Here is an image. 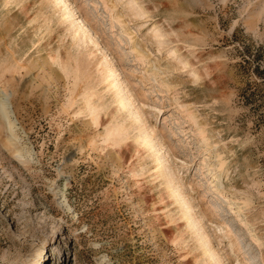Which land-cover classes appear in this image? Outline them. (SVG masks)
<instances>
[{"label": "rangeland", "instance_id": "obj_1", "mask_svg": "<svg viewBox=\"0 0 264 264\" xmlns=\"http://www.w3.org/2000/svg\"><path fill=\"white\" fill-rule=\"evenodd\" d=\"M0 90V264H264V0H0Z\"/></svg>", "mask_w": 264, "mask_h": 264}, {"label": "bare ground", "instance_id": "obj_2", "mask_svg": "<svg viewBox=\"0 0 264 264\" xmlns=\"http://www.w3.org/2000/svg\"><path fill=\"white\" fill-rule=\"evenodd\" d=\"M56 1L61 2V0H56ZM64 17H65V19H68L71 16L68 13V15H66V16L64 15ZM81 30H82L81 24L78 23L76 29L74 30V34L79 36V34L81 33ZM118 104L122 105L123 109L126 107L125 102H124L123 99H119L118 100ZM0 109H1V112H2V117L4 118V122L6 123V126L8 127V131L11 133V135L15 139H18V135H19L18 133H19L21 127L18 126L17 119L15 118L13 113L10 111V105H9V102H8V97L1 90H0ZM133 118H134L133 121L135 122L136 118L134 116H133ZM144 138L145 139H142L143 142H145L147 140L145 136H144ZM7 142L5 144L10 147L12 141H11V143L10 142L7 143ZM145 145L148 146L149 144H145ZM13 151L17 152V151H20V150L18 149V150H13ZM17 158H21V156H17ZM24 162L26 163V161H24ZM156 172H157V175L158 174L162 175V163H161L160 159H158V166H157ZM167 180H168V177H167Z\"/></svg>", "mask_w": 264, "mask_h": 264}]
</instances>
